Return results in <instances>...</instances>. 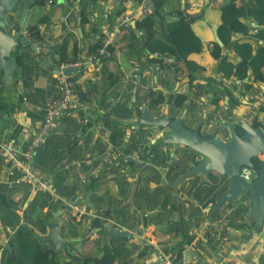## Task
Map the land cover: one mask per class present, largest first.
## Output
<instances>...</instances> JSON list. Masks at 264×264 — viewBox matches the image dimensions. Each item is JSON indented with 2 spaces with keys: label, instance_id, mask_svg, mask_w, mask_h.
Listing matches in <instances>:
<instances>
[{
  "label": "crops",
  "instance_id": "obj_1",
  "mask_svg": "<svg viewBox=\"0 0 264 264\" xmlns=\"http://www.w3.org/2000/svg\"><path fill=\"white\" fill-rule=\"evenodd\" d=\"M165 1L163 11L168 20L178 19L177 12L179 11H183L188 19L192 18L190 26L193 32L200 38L202 48L200 52L191 53L188 58L204 68V70L196 72V75H198L196 82L208 88L212 86L213 89H219L217 97H212L211 92L200 93L197 87L188 89L189 70L183 61H178L173 56L162 57L158 53L151 54L147 51L141 35L132 26L133 23L135 25V19H137L141 10L140 3L137 0H128L126 5H124L125 10L122 12H118L119 5L112 6L110 0L87 1L85 8L89 21L82 25L79 14L80 3L75 4L72 2L70 4V8L73 11L76 10L77 15L75 16L72 13L68 15L66 23L62 22L60 17L69 11V7L63 5V8L60 9L58 4L49 10H45L43 13L35 12L34 7L36 6L30 8L31 15H28L25 25L36 26L42 36H45V30L52 29L57 36V45L54 48L51 60L37 56L35 49L32 50L29 46L20 47L17 54L15 52L12 53L18 62L13 73V82L6 83L4 71L0 74V137L13 135L15 133L13 129L14 125H27L42 119L47 103L58 96L55 78L57 72L55 69L57 68L56 63L75 61L83 56L95 53L96 51L92 53L87 52L89 44L91 41L99 40V37L103 35L104 29L114 25L126 14H131L134 18L129 27H122L120 35L117 36L112 44L114 50L122 51L123 55L121 58H104L98 71H91L90 69H86L87 67H83L70 72L75 81V93L77 97L79 99L84 97L85 99L81 98V100H87L93 105L94 119L88 125H81V122L77 118L78 114L75 112L71 113L73 115L69 117L67 115H65L67 117L62 116L56 121L55 130L51 133L52 135L43 143L46 145L45 152L47 151L51 156L52 163L54 164L55 172L52 176L56 193L59 197L67 199L70 195H77L80 192L81 176L92 170L105 152L106 143L96 137L95 124L104 121L111 122L113 125L112 141L123 144L128 138L127 149H131L136 145L145 146L144 141L148 133L138 136L145 125L135 122L142 111L146 115V112L151 110V105L159 107V109L161 108L162 111L155 116H146L167 115L172 117L170 116L171 105L174 109L181 110V113L184 110H187V112L193 111L191 117L194 116V120L188 119L187 126L194 127L201 118H204L205 122L208 114L221 116L223 112L229 110V105H233L232 102H229V97L225 91L229 89L231 93L239 98L240 106L242 103L251 104V109L255 110L254 114L257 113L258 121L262 123L260 126L264 125V111L260 110V107L264 106V82L253 83V88L245 91L243 82L236 80L232 76L225 77L222 73H217L216 71V63L219 57L225 54L233 57L234 52L229 46L225 48L220 38L222 45L216 43L213 32L214 27L218 29L221 23V15L228 10H235L246 6L250 7L253 4V0ZM21 12L22 2L16 6L15 11L8 13L7 18L13 26H18L17 21ZM198 18L203 20L198 21ZM240 20H246V23L249 24L248 34L236 32L232 36L230 44L247 40L256 49L258 43H262V40H257L253 36V33L257 30V23L253 19L240 18ZM99 29L101 30L100 32L98 31ZM64 40L67 41L65 49L66 59H62L60 49V45ZM213 43H216L218 47L210 48V45ZM199 56L200 58L198 59ZM44 62L46 64H43ZM178 62L183 66L182 71L173 67ZM51 64L53 67L50 66ZM165 67L171 68V70L175 71V74L171 75L172 89L162 90L159 79L160 73ZM134 70L138 75L135 79L131 78ZM250 80L251 77L249 76L248 82H251ZM193 85H195V81ZM159 93L163 94L164 100L161 103H156L155 100ZM177 93H187L188 95L187 100L181 106L173 104V98H175ZM170 95H172L171 100H169ZM23 96L26 97L25 101L22 100ZM250 96L252 98H249ZM140 106H145L146 109H140ZM239 113L240 111L236 113L233 119L247 120L241 117ZM253 115L250 114V118ZM223 118L225 117L222 115L221 119ZM233 119L228 120L232 121ZM161 131V129L158 130V139L147 147V160L143 166L139 163L112 165L109 170H104L94 177L96 180H94L93 186H90V183L83 193L78 194L80 205L85 206L88 211L101 214L107 220L102 218L70 219L69 222H72L71 226L66 227L62 225L60 227L64 228L68 235L65 238L61 235L59 229L64 242L65 239L69 240V238L70 241L75 242V250L69 248L75 255H89L93 257L100 255L98 253L102 249L103 244L98 240L101 238V235L105 239L104 242L111 247L112 245L118 246L122 242L111 243L115 238L109 240L110 230L106 227L107 221L122 225L124 229L136 236V238L127 239L124 244L128 252L121 257H117L115 264H123L126 260H129L127 264H146L149 260L146 259L144 254L148 256L150 248L148 244H145V241L148 239L157 242L171 241L174 246L184 241L183 252L189 261L201 262L205 260L199 259L202 252L197 249L196 242L206 247V258L207 255L217 251L214 243L205 240L201 236L189 242L190 244L183 238L186 235L191 236L196 227V221L203 217V215L212 220H218L222 216L221 214L208 211L205 207L203 208V215L199 216L186 204L185 201L190 199V197L186 196L188 192L185 189L191 186L193 193L201 187H197L196 191H193L199 181L198 176L190 177L185 182L182 181L180 184H177V188L173 186L177 173L186 169L193 160L185 158L187 149L181 146H174V148L169 147L174 153H176V149L179 151L180 148L184 151L182 157H179L180 160L175 165L167 164V159L163 162L165 155H161V153H164L165 146H158L161 142L159 139ZM49 149H54L55 152L51 153ZM64 149L65 154H62ZM57 161L59 162L57 163ZM70 163H75L79 169ZM148 170L149 173L146 174ZM79 172H81L80 175H78ZM143 173L142 179H138ZM206 177L207 183L210 182L208 173ZM191 180H193L192 185L190 183ZM133 185L134 189L130 196ZM23 186H26L28 189L27 198L23 201L21 200L22 193L24 192L22 186L16 187L21 192L15 197L8 195L10 198L20 200L21 204L18 206L20 210L24 209L27 203H30L36 197V195L30 193L27 185ZM138 189L139 194L147 189L150 196H153L152 199L150 200L149 196L144 203L137 205V200H134V194ZM176 191L178 192L176 193ZM43 194L48 195V201L43 211L46 212L48 209L47 205L51 203L57 209L54 212L53 218L47 219V224L50 221H62L63 218L61 216L65 213L63 204L55 202L50 194ZM163 198L166 199L165 205L160 202ZM175 199L177 207L173 205ZM191 201L196 202L197 200L192 197ZM88 202H93L96 206L92 207L93 203ZM200 206L193 205V208H199ZM106 211H108V214H105ZM219 211L220 213L222 212L221 210ZM168 217L170 218L169 220H167ZM235 225L240 226L238 224ZM4 231L3 233L7 234L5 229ZM45 231H48L47 226L45 227ZM3 233H0V235L3 236ZM38 233L44 235L47 232L41 233L38 231ZM242 235L243 230L238 236H235L236 241L230 240L229 250L235 251L232 259L236 260L239 258L240 260H244L243 254L246 251L243 250V247H246L244 243L246 240L241 238ZM134 245H142L143 247L139 249L137 246L134 249ZM118 251L120 250L118 249ZM58 254L60 257L65 256L64 251ZM82 264H86L85 261ZM257 264H264V248L259 249Z\"/></svg>",
  "mask_w": 264,
  "mask_h": 264
},
{
  "label": "built area",
  "instance_id": "obj_2",
  "mask_svg": "<svg viewBox=\"0 0 264 264\" xmlns=\"http://www.w3.org/2000/svg\"><path fill=\"white\" fill-rule=\"evenodd\" d=\"M81 0H62V4L65 7H69V11L60 17L62 22L66 23V18L71 13L75 16L77 11H73L70 8V4L73 2L79 4ZM135 1V0H134ZM140 3V12L137 19L151 12V7L148 0H137ZM128 0H110L112 6H124ZM56 3V0H45V9H51ZM125 7V6H124ZM134 20L131 14L122 16L114 25L107 27L102 32L103 35L99 37L101 45L96 49L95 53L83 56L75 61H61L56 63L57 72L55 78L57 81L58 96L50 100L44 108V113L41 120L35 123L27 125H14L13 129L15 133L13 135L0 137V184L5 186L7 189H14L23 185H27L32 195H39L48 193L52 196L55 202L63 204L66 212L75 220H81L83 218H104L101 214L88 211L85 206L79 204V195L83 193L85 188L91 183L92 178L98 176L102 171L109 170L112 165H119L121 163L136 164L139 163L141 166L147 160V147L155 141L156 136L147 135L144 141L145 146H135L131 149L126 148L128 138L125 142L115 143L112 141L113 137V125L109 121H104L94 125L95 135L98 139L106 143V149L103 153L100 161L97 165L92 168L88 173L84 174L80 178L79 193L77 195H70L67 199L59 197L56 193L54 186V179L51 174H45L35 162L38 150L46 141L47 137L55 130L56 121L65 115L71 113H77L79 121L82 125H88L93 122L94 119V107L87 100H81L75 93V81L71 73H64V70L73 68L81 69L87 67L91 71H98L102 65V60L110 59L113 57L121 58L122 51L114 50L112 44L115 39L121 33L122 27L126 28L130 26V23ZM29 25L19 31L20 37H25L30 40L35 46V53L37 56L47 58L51 60L53 58V51L57 45V36L54 34L52 29L44 31L42 36L37 38L33 36ZM139 35H143V32L137 31ZM213 44L210 45V48ZM138 75L134 70L131 74V78H136ZM249 98H252L250 96ZM22 100L25 101L26 97L23 96ZM140 109H146L145 106H140ZM221 116H217L216 121L219 122ZM258 121V118H257ZM146 147V148H145ZM164 151L170 150L171 148L164 147ZM149 152V151H148ZM176 157V153L173 154ZM171 159H167L166 163L170 164ZM258 172L255 168L249 166H242L240 168V176L248 181H253L257 178ZM237 201V200H235ZM235 201H225L221 207H224L227 211L218 220H208L205 218L198 219L196 221V227L191 233V236L197 238L201 236L205 240L214 243L217 247V251L212 254L211 260L203 262L189 261L186 258L184 252L181 255L180 260H176L177 256V244L171 241L168 242H157L151 239L145 241V244L149 246L148 257L150 264H257V256L255 255V248L251 242H244L246 247L243 250L249 252L251 256L248 260L232 259L235 251L229 250L230 239L232 234L238 236L241 232V228L236 226L230 219L229 214L234 210L236 203ZM250 200L244 201L247 205ZM20 214V224L27 225V220L24 218V210H17ZM67 220L66 214L63 216L62 221L59 222V227ZM0 229L9 231L10 235L14 231L10 230L8 226L4 225L0 221ZM116 229L123 230L122 225H118ZM8 234L3 233L0 235V263L3 257V247L6 245ZM142 245L139 249H142ZM259 249L264 248L262 242H258ZM229 250V251H228ZM248 250V251H247Z\"/></svg>",
  "mask_w": 264,
  "mask_h": 264
},
{
  "label": "trees",
  "instance_id": "obj_3",
  "mask_svg": "<svg viewBox=\"0 0 264 264\" xmlns=\"http://www.w3.org/2000/svg\"><path fill=\"white\" fill-rule=\"evenodd\" d=\"M74 1V0H73ZM151 12L144 14L141 19L135 20L136 31L143 32L141 39L144 42V46L151 54L158 53L162 57H171L178 61H183L188 70V89L191 87L199 88L200 93L211 92L212 97H217L219 89H213L212 86L205 87L202 84L196 82L198 75L197 71H202L204 68L198 65L188 56L191 53H197L201 51L202 43L200 38L193 32L190 26V20L187 18L183 11L177 12L178 19L168 20L163 9L165 6V0H148ZM21 0L18 1V4ZM45 0H36L34 6L43 7ZM80 23H88L89 18L86 13V2L80 1ZM118 12L125 10L124 6H119ZM240 18L253 19L257 23V30L253 33V36L257 40H262V43H258L256 49H254L247 40L242 42H234L230 44L232 36L236 33L248 34L249 24L246 20H240ZM264 0H253V4L250 7H241L235 10H228L221 15V23L218 26L217 32L221 39L223 46L226 48H232L234 55L231 57L228 54L221 55L216 63L217 73H222L225 77H234L236 80L243 82L245 91H249L253 88V83L264 82ZM29 29L33 36L40 37L39 30L34 25H29ZM101 31L100 29L98 30ZM159 34H158V33ZM101 45L100 41H91L87 52H95ZM67 47V41L60 45L62 59H66L65 49ZM213 47H218L216 43H213ZM237 58V60H235ZM249 76L251 82H248ZM195 81V85H193ZM229 102L233 105H239V98L236 97L229 89L225 90ZM172 95L169 96L171 100ZM85 99L84 97H81ZM80 98V99H81ZM187 93H177L173 98V104L175 106H181L185 100H187ZM164 100L163 94L159 93L155 102L161 103ZM260 110L264 111V106L260 107ZM262 125L259 121H254V126ZM238 134L242 133V130L237 128ZM113 138V137H112ZM165 159H163L164 162ZM261 157L252 158V162L255 167L261 163ZM94 180L91 181L90 186H93ZM212 188L206 189L205 195L209 197L205 198L202 202L207 206H211L215 203L216 195H211ZM192 192V189H190ZM194 192V194H196ZM189 196V194H187ZM47 202L39 203L37 198H34L30 203L28 202L24 209V218L27 220V225L20 224V214L17 212L19 208V199L10 198L5 192L0 190V221L14 231L10 235L9 231L6 245L3 247V257L0 264H115L117 257H121L126 254L127 249L125 247L126 238H118L111 241L121 242L118 246L112 245L111 250L106 248L104 251L97 255V257L89 255H71L67 251H64L65 256L60 257L56 250H53L48 243L41 242L35 232L33 218L39 213L43 214L46 219L53 218L54 212L57 210L54 204H49L46 212L43 211ZM37 214L34 215V212ZM110 213V212H109ZM108 214V211L105 212ZM107 216V215H106ZM236 217H240L237 213ZM234 217V218H236ZM241 219V217H240ZM249 227L250 223H246ZM45 232V231H44ZM254 234L255 232H251ZM251 234V235H252ZM184 240L192 242L193 236H184ZM7 244H9L11 251L8 250ZM177 256L176 260L181 259V255L184 249V241L176 245ZM2 245L0 244V248ZM118 249L120 251H118ZM118 251V252H117ZM63 258V260H62ZM68 259V261H66ZM129 260H126L123 264H127Z\"/></svg>",
  "mask_w": 264,
  "mask_h": 264
},
{
  "label": "water",
  "instance_id": "obj_4",
  "mask_svg": "<svg viewBox=\"0 0 264 264\" xmlns=\"http://www.w3.org/2000/svg\"><path fill=\"white\" fill-rule=\"evenodd\" d=\"M18 1L0 0V74L4 71V79L8 84L13 82V73L18 63L12 53L15 52L17 54L22 46H29L32 50L35 49L33 43L25 37H20L17 31L23 27L30 8L35 4L36 0H22V12L18 17V26H13L7 15L16 10ZM61 2L62 0H57V4ZM132 26L135 27L134 23ZM216 29L217 27L213 29L215 41L217 44L222 45ZM43 64H46V62ZM50 66L53 67L52 64ZM55 69L58 70L57 68ZM73 70L69 68L64 70V73H70ZM187 114V110H184L175 118L167 115L152 117L146 116L144 111H142L135 122L162 130L159 138L161 142L158 146H181L189 151L185 158L187 160L192 159L193 162L186 169L177 173L173 181L175 188L183 180L198 176V184L193 189V191H196L197 187L206 184V176L210 172L229 178L230 186L215 200L212 210L221 207L225 201H235L248 193L250 200V230L264 238L262 233L264 224V159H262L258 167H255L252 162V158L264 156V125L254 126V121L258 118L257 113L248 120L233 119L230 121L224 119L222 123L229 132L227 139H222L218 133L202 135L201 130L205 126L203 124L204 118H201L194 127L187 126L183 121ZM188 118L194 120V116H189ZM206 127L208 128L210 125ZM238 127L242 130L241 134L237 132ZM242 166L255 168L258 172L257 178L253 181L243 179L240 176V168ZM133 189L134 185L131 188L130 196ZM47 227L46 235L37 234L40 241L51 243L53 250H56L57 246H59L69 254L74 255L73 251H70L65 245L64 238L59 233L57 221L48 222ZM106 227L110 230L109 240L114 238H136L134 234L126 229H116V225L111 221H107ZM7 248L11 251L9 244H7Z\"/></svg>",
  "mask_w": 264,
  "mask_h": 264
},
{
  "label": "rangeland",
  "instance_id": "obj_5",
  "mask_svg": "<svg viewBox=\"0 0 264 264\" xmlns=\"http://www.w3.org/2000/svg\"><path fill=\"white\" fill-rule=\"evenodd\" d=\"M62 4H59L58 7L60 9L63 8V5L61 6ZM34 10L35 12H40V13H43L45 11V8L43 7H40V6H36L34 7ZM199 20L198 21H202L203 19L201 18H198ZM102 20V18H101ZM196 27H197V24H196ZM200 58V56L198 57V59ZM174 68H177V70L179 71H182L183 70V66L180 62H178L176 65H173ZM174 75L175 74V71L171 70V68H168V67H165V69L160 73V79H159V84L161 85V88L162 90L164 89H172V80H171V75ZM167 95V94H165ZM187 107V106H186ZM185 107V108H186ZM254 107V105H253ZM184 108V109H185ZM151 110H148L146 112V115H157L158 113H160L162 111V109L159 107H154L153 105H151ZM246 109V110H245ZM240 111L239 115L241 117H244L245 119L248 120V118H250V114L253 115L254 114V111L253 109H251V104L249 103H242L241 106L239 105L238 107L236 106H233V105H229V110H227L226 112H223L222 115L225 117L223 119L220 120V122H217L216 119H217V115L214 116V114H208V116L206 117V120L203 124H205V126L203 127V129L201 130V133L202 135H207V134H210V133H218L219 136L222 138V139H225L227 135H229V132L227 130V128L225 127V125H223L222 121L224 119L228 120V119H233L234 116L236 115V113ZM193 111H189L187 116L184 118V123L186 125H188V117L189 116H192ZM181 113V110H177L174 109L172 107V105L170 106V116L172 117H175L176 115H179ZM244 113V115H243ZM73 114H70V115H67L68 117L71 116ZM221 115V116H222ZM67 116H63V117H67ZM76 116V115H75ZM214 116V117H213ZM77 117V116H76ZM78 118V117H77ZM79 119V118H78ZM80 122V121H79ZM81 124V123H80ZM82 125V124H81ZM207 125H210V127H206ZM160 130V128H152L150 126H143L142 127V131L138 134V136L140 135H144L145 133H148L147 135H153V136H156L157 134V131ZM52 134H50L48 137H50ZM48 137L46 140H48ZM144 139V138H143ZM142 139V141H143ZM46 142V141H45ZM45 147L46 145L43 144V146L41 147V149L39 150V152L37 153L36 155V158H35V162L40 166V168L42 169L43 172H46L45 174H51V175H54V164L52 163V158L51 156L47 153V151L45 152ZM174 148V146H173ZM175 151V149H174ZM180 151V153H179ZM178 151V149H176V156L178 157H174L173 154L174 152H168V151H163L164 153H161V155H165L164 156V159H171V162L169 165H172L176 162H178L180 159L179 157L184 154V151L182 150V148H180V150ZM49 152H55L54 149H49ZM62 154H65V149L64 151L62 152ZM186 154H189V151L186 150ZM262 159H264V156H260ZM60 158V157H58ZM60 161V159H59ZM57 161V163L59 162ZM76 163V162H75ZM75 163H70L71 165H74L77 169L78 166L75 164ZM149 173V170L146 171V174ZM81 172H79L78 175H80ZM144 176V173L138 178V179H142V177ZM208 176H209V181L210 182H206V185L205 186H201L200 188H198V192L196 194H194V192L192 193L190 191L191 189V186L186 188L185 190L188 192L190 199H187L185 202L186 204H188L190 206V208H192L195 213L199 216H202L204 212V207L208 209V211L210 212H214V213H217V214H221V216H223L225 213H226V209L224 207H219L215 210H212V207L211 206H207L205 204H203V200L205 198H207L206 200L209 199V197H207V195H205L206 193V189H208L209 187L212 188L211 190V195H216V196H220L222 195L227 189L228 187L230 186V179L225 177V176H219L217 174H214V173H208ZM53 177V176H52ZM213 177V178H211ZM57 180V178H56ZM185 182V180H183ZM208 181V180H207ZM191 185L193 183V180L190 181ZM198 184V182H197ZM0 190L5 192L7 195H10V197H15L16 195H18L21 191L20 189H13V190H10V189H7L5 186L1 185L0 184ZM22 190L24 191L22 193V196H21V200L23 201L24 199L27 198V195H28V189L26 188V186H22ZM140 195V196H138ZM150 196V193L149 191L146 189L144 190L143 192H141V194H139V189L137 191H135V194H134V200L136 202L137 205H141L142 203H144V201L146 200V198H148ZM96 197V196H95ZM153 196H150V200L152 199ZM196 198V202H193L191 201V198ZM40 203H43V202H47L48 201V195L46 194H39V195H36V197ZM173 198V197H172ZM172 198H171V201H172ZM247 199H249V194H244L243 196H241L239 199H237V201H235L236 203V206L234 208V210L229 214V219L234 223V224H238L240 225L239 227H241V232L243 230V235H242V239L243 240H246V242H251L252 245L254 246L255 248V255L258 254V250H259V247H258V242H262V244H264V238L257 234V233H254L252 234L251 233V230H250V226L247 227V224L246 223H251V220H250V203L245 205L244 204V201H246ZM20 201V200H19ZM27 201V200H26ZM161 204L165 205L166 204V199L163 198L161 199ZM88 203H93V202H88ZM21 204V203H20ZM129 204V203H128ZM174 207H177V203H176V199H175V203H173ZM193 205H201L199 208H193ZM92 207L93 206H96V204H92L91 205ZM180 207V206H179ZM221 210L222 212L220 213ZM239 213L240 214V217H236V214ZM37 214V211L34 212V215ZM65 214L67 216V220L65 222V226L66 227H69L71 226L72 222H69V220H74L70 215H69V212H66L65 210ZM236 217V218H234ZM202 218H205V219H208V220H212V219H209L208 217H206L205 215H203V217H201L200 219ZM170 218L168 217L167 220H169ZM33 221H34V227L36 228L35 231L38 233L39 232H44L45 231V227L47 226V219L45 218V216L43 214H37L34 218H33ZM168 222V221H167ZM250 225V224H249ZM159 229V228H158ZM160 230V229H159ZM5 232L4 229H1L0 230V233H3ZM47 232V231H45ZM60 233L61 235H63L65 238H67V232L65 231L64 228H60ZM137 233V232H136ZM262 233L264 234V224L262 226ZM252 234V235H251ZM66 235V236H65ZM135 235V234H134ZM101 238H99V242L101 241L102 242V249L99 250V253L98 254H101L104 249H106L108 247V249L111 250V246L108 245L107 243L104 242V238L102 237V235L100 236ZM69 238V237H68ZM127 239V238H126ZM132 239V238H131ZM234 241H236L237 239L235 238L234 234H232V238ZM230 239V240H231ZM137 241V239H136ZM65 244L68 248H71V249H74L75 250V242H72L70 241V238L69 240H66L65 239ZM105 246V247H104ZM138 245H134V249H136ZM196 247L199 251L202 252V255L199 257V259H205L203 261H206V260H211L212 259V253L207 255V258L205 257V251H206V247L200 245L199 242H196ZM139 248V246H138ZM64 251L63 249H61L59 246H57V249H56V253H59V252H62ZM128 252V251H127ZM146 256V259L149 260V257L147 256V254H144ZM251 256V254L249 252H245L243 254V257L244 259L248 260L249 257ZM131 259V257H129ZM63 260V258H62ZM201 261V262H203ZM65 264V263H64ZM146 264H150V260L146 263Z\"/></svg>",
  "mask_w": 264,
  "mask_h": 264
},
{
  "label": "clouds",
  "instance_id": "obj_6",
  "mask_svg": "<svg viewBox=\"0 0 264 264\" xmlns=\"http://www.w3.org/2000/svg\"><path fill=\"white\" fill-rule=\"evenodd\" d=\"M21 2H22V0H21ZM60 4H62V2L60 3ZM18 5V4H17ZM55 5H58L57 4V0H56V3H55ZM54 5V6H55ZM63 5V4H62ZM34 6V5H33ZM43 8H45L44 6H43ZM53 8V7H52ZM45 10H49V9H45ZM29 16L31 15V11L29 12V14H28ZM24 25H25V23H24ZM24 25H23V27H24ZM22 27V28H23ZM22 28H20L18 31H17V34L19 35V31L22 29ZM227 139V138H226ZM93 179V178H92ZM92 181V180H91ZM24 209H25V207H24ZM23 209V210H24ZM17 210H20L19 208L17 209ZM99 214V213H98ZM64 215H65V213H64ZM64 215H62L61 217L63 218V216ZM73 218V217H72ZM68 219V218H67ZM74 219V218H73ZM84 219V218H83ZM90 219V218H89ZM103 219H105V218H103ZM75 220V219H74ZM105 220H107V219H105ZM67 220H66V217H65V220H64V223H63V225H65V222H66ZM60 222V221H59ZM59 222H57L58 223V228L60 229V227H59ZM112 222V221H111ZM114 223V222H113ZM115 225H116V228L118 227V223H114ZM36 232V231H35ZM37 233V232H36ZM37 234H39V233H37ZM41 235V234H40ZM44 235H46V234H44ZM48 244H50L51 245V243H48ZM65 251V250H64Z\"/></svg>",
  "mask_w": 264,
  "mask_h": 264
}]
</instances>
